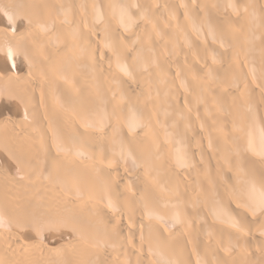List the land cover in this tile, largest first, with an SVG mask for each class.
<instances>
[{
  "label": "bare ground",
  "instance_id": "obj_1",
  "mask_svg": "<svg viewBox=\"0 0 264 264\" xmlns=\"http://www.w3.org/2000/svg\"><path fill=\"white\" fill-rule=\"evenodd\" d=\"M0 264H264V0H0Z\"/></svg>",
  "mask_w": 264,
  "mask_h": 264
}]
</instances>
